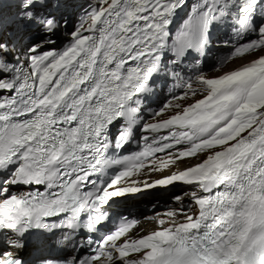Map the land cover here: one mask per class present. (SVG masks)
Returning a JSON list of instances; mask_svg holds the SVG:
<instances>
[{
	"label": "snow or ice",
	"instance_id": "obj_1",
	"mask_svg": "<svg viewBox=\"0 0 264 264\" xmlns=\"http://www.w3.org/2000/svg\"><path fill=\"white\" fill-rule=\"evenodd\" d=\"M0 264H264V0H0Z\"/></svg>",
	"mask_w": 264,
	"mask_h": 264
},
{
	"label": "bare ground",
	"instance_id": "obj_2",
	"mask_svg": "<svg viewBox=\"0 0 264 264\" xmlns=\"http://www.w3.org/2000/svg\"><path fill=\"white\" fill-rule=\"evenodd\" d=\"M249 58L250 57H248L247 59H249ZM239 62H241V60L234 62V63H238V64L234 65L232 69H235L236 67H238L242 63V62L241 63H239ZM227 67H231V66H227ZM226 68H224V69H226ZM224 69L221 70V73L220 74H222L225 71H228V70H224ZM232 69H230V70H232ZM186 159H188V158H186ZM190 162L191 163H196L198 161H196L194 159V160H192ZM186 166H187L186 163L177 162L176 165H170L169 169H165L161 173H152L150 175L148 174L145 177H140V179H143V180L148 181L149 183H152V182H154V181H156V180H158V179H160V178H162L164 176L170 175L172 172H178L180 170H183ZM185 191H188V189L179 191L177 194H180L181 195ZM136 203H138V202H136ZM149 203H153V201L152 202H149ZM185 203L187 204V199H185ZM176 206H178V205L176 204ZM139 215H142V211L139 212ZM156 229H157V219L154 220V221L153 220H145V221H143L141 223V226L139 227V229H137V231L144 230V232L140 234V235H144V234H147L148 232H150L152 230H156Z\"/></svg>",
	"mask_w": 264,
	"mask_h": 264
},
{
	"label": "rangeland",
	"instance_id": "obj_3",
	"mask_svg": "<svg viewBox=\"0 0 264 264\" xmlns=\"http://www.w3.org/2000/svg\"><path fill=\"white\" fill-rule=\"evenodd\" d=\"M259 54H260V53H257V54H254V55L249 56L250 58H249L248 60H251V59L255 58V55H259ZM247 58H248V57H247ZM239 60H240V59H237V60H235V61L229 63L227 66H231V67H227V68L224 69V70H228V71H229L230 69L233 68L234 65L238 64V63H234V62L239 61ZM241 62H243V61H241ZM241 62H239V63H241ZM236 68H237V67H236ZM221 69H223V68H221ZM221 69L214 71V73L210 74L209 76H216L217 74L219 75V74L221 73ZM215 73H216V74H215Z\"/></svg>",
	"mask_w": 264,
	"mask_h": 264
}]
</instances>
